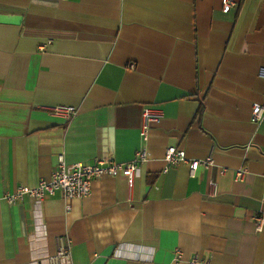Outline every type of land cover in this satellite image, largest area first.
I'll use <instances>...</instances> for the list:
<instances>
[{
  "label": "crops",
  "instance_id": "1",
  "mask_svg": "<svg viewBox=\"0 0 264 264\" xmlns=\"http://www.w3.org/2000/svg\"><path fill=\"white\" fill-rule=\"evenodd\" d=\"M0 14L22 18L0 22V264H49L60 237L61 264H264V118L251 119L264 0L228 12L221 0H0ZM58 104L78 114L47 113ZM145 106L163 116L143 142ZM170 145L214 165L164 171ZM141 147L150 156L132 182L103 175L71 200L4 197L51 179L60 154L125 162Z\"/></svg>",
  "mask_w": 264,
  "mask_h": 264
},
{
  "label": "built area",
  "instance_id": "2",
  "mask_svg": "<svg viewBox=\"0 0 264 264\" xmlns=\"http://www.w3.org/2000/svg\"><path fill=\"white\" fill-rule=\"evenodd\" d=\"M222 10L228 12L232 6L236 5L237 0H221ZM134 64H131L133 67ZM38 107H41L40 105ZM47 113L57 115L66 121L71 120L78 114V108L75 105H55L47 108ZM163 116L162 110L145 106L142 112V125L140 136L143 142L149 138L151 123L159 120ZM264 118V99L261 102H255L252 106L251 119L258 123ZM149 151L146 147L139 148L134 157L125 162H119L113 157H106L95 163L82 161L68 162L64 154L58 155L57 163L52 172L51 179L41 180L36 186L21 185L14 193H6L4 197L14 203L24 195L32 196L38 203H41L47 196L61 192L65 199L87 197L91 194L92 181L103 175L122 176L129 182L136 176L139 164L149 159ZM165 166L167 171L172 165L178 163H187L189 165L190 175L195 176L200 167L209 168L214 165L211 155L204 158H189L185 151L175 145L166 148L164 154ZM246 173L245 168L236 170V178L242 179ZM209 185L213 192L216 191L218 183L210 180ZM70 209V205H67ZM179 250H177V253ZM70 248L64 237L58 240V249L56 254L48 257L49 264H61L69 262ZM197 258H192L190 263L196 264Z\"/></svg>",
  "mask_w": 264,
  "mask_h": 264
},
{
  "label": "water",
  "instance_id": "3",
  "mask_svg": "<svg viewBox=\"0 0 264 264\" xmlns=\"http://www.w3.org/2000/svg\"><path fill=\"white\" fill-rule=\"evenodd\" d=\"M21 20H22L21 16H18V15L0 14V22H3V23L19 24Z\"/></svg>",
  "mask_w": 264,
  "mask_h": 264
}]
</instances>
